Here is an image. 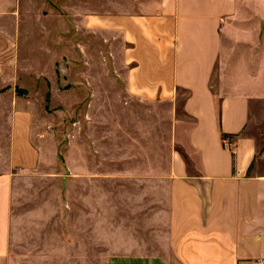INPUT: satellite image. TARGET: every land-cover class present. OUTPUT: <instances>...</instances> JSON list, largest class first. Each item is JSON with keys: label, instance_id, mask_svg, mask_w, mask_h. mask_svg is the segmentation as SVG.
Returning <instances> with one entry per match:
<instances>
[{"label": "crops", "instance_id": "0c3cea01", "mask_svg": "<svg viewBox=\"0 0 264 264\" xmlns=\"http://www.w3.org/2000/svg\"><path fill=\"white\" fill-rule=\"evenodd\" d=\"M261 108L264 0H0V264H264Z\"/></svg>", "mask_w": 264, "mask_h": 264}, {"label": "rangeland", "instance_id": "374dc122", "mask_svg": "<svg viewBox=\"0 0 264 264\" xmlns=\"http://www.w3.org/2000/svg\"><path fill=\"white\" fill-rule=\"evenodd\" d=\"M111 63V62H110ZM112 65V64H111ZM65 90V91H63ZM61 92V100L59 103L55 100L52 99V94L50 91L47 92L46 94V102H45V112L46 116L48 118L49 124L47 127V131H49L50 136H51V143L50 147L56 149V154L57 157L55 158L53 170L50 169V171H54L55 176L57 178H60L61 180V206H60V216L62 220V224H64L65 228L67 227V215H68V207H67V197L69 195V191L66 190L64 185L62 184L64 179H68V176L70 174L69 170V147H70V138H71V133L74 131L75 128L79 130L84 129V124H81L79 120V116L75 115H70V109L68 107V100H69V92L67 91V87H63ZM83 95V94H82ZM79 110L77 109V113ZM110 116L114 115L115 111L109 110ZM256 113L258 114L259 117V123L257 124L256 127V133H261L260 131H263L264 133V108L262 109H257ZM71 114L73 112L71 111ZM113 119L110 117V146L109 149H113L115 152L116 148V132H115V123ZM77 124V125H76ZM48 134V133H47ZM100 146V145H98ZM97 165H100V158L97 157ZM110 164L108 166V169L111 171H116V162L113 160L110 156L108 159ZM57 171H59V174H57ZM99 172L94 173V180L99 181ZM115 189L110 190V192L115 193ZM94 198H99L101 194V189L100 188H94ZM97 225V223L94 221V227Z\"/></svg>", "mask_w": 264, "mask_h": 264}, {"label": "built area", "instance_id": "2783aa9c", "mask_svg": "<svg viewBox=\"0 0 264 264\" xmlns=\"http://www.w3.org/2000/svg\"><path fill=\"white\" fill-rule=\"evenodd\" d=\"M224 143L227 145V146H230L232 144V137H225L224 138Z\"/></svg>", "mask_w": 264, "mask_h": 264}, {"label": "water", "instance_id": "95a60500", "mask_svg": "<svg viewBox=\"0 0 264 264\" xmlns=\"http://www.w3.org/2000/svg\"><path fill=\"white\" fill-rule=\"evenodd\" d=\"M65 69H66L65 62H61V71L64 72Z\"/></svg>", "mask_w": 264, "mask_h": 264}]
</instances>
